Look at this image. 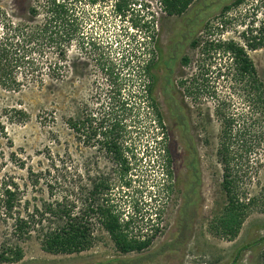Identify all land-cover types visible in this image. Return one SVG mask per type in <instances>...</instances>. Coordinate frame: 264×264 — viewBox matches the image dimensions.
<instances>
[{"label": "rangeland", "instance_id": "rangeland-1", "mask_svg": "<svg viewBox=\"0 0 264 264\" xmlns=\"http://www.w3.org/2000/svg\"><path fill=\"white\" fill-rule=\"evenodd\" d=\"M115 1L78 3L84 10L86 50L73 42L70 72L64 81L53 85L47 78L45 86L26 85L19 92L0 87V179L11 174L21 184L27 183L28 172L21 164L36 170L45 167L50 152L80 164L98 161L103 167L111 166L105 152L83 144L65 119L109 109L110 81L104 68L113 64L119 74L120 95L130 108L128 142L135 155L132 185L124 188L127 204L122 207L133 227L154 234L153 243L142 252L123 254L106 235L89 250L53 254L32 241L25 245L21 261L6 264H132L141 256L153 259L148 264H264V154L246 194L257 200L246 206L244 222L234 234L222 224L228 197L216 154L219 125L213 102L198 105L183 93L179 81L191 70L181 58L194 55L192 37L176 47L185 20L194 17V34H202L206 25L224 23V36L240 40L251 21L264 17V0L241 4L237 0H195L182 15L166 12L161 0H138L143 7L138 4L128 18L115 14ZM33 3L0 0V33L7 20H32L29 8ZM249 54L264 80V48L249 50ZM45 56H54L53 50L47 49ZM16 75L25 78L24 69ZM149 90L163 114V125ZM173 98L183 107L197 150L198 179L189 165L194 155L172 106Z\"/></svg>", "mask_w": 264, "mask_h": 264}, {"label": "trees", "instance_id": "trees-1", "mask_svg": "<svg viewBox=\"0 0 264 264\" xmlns=\"http://www.w3.org/2000/svg\"><path fill=\"white\" fill-rule=\"evenodd\" d=\"M83 1L97 0H34L29 8L32 20L4 23L0 33V87L19 92L26 85L43 87L47 78L56 85L68 77L73 42L78 41L82 51L86 50L84 10L78 5ZM194 1L161 0V3L166 12L182 15ZM242 2L237 0L236 4ZM138 4V0H116L114 12L128 18ZM195 21L196 17L185 20V31L176 43L177 47L192 37L190 45L194 50L193 56L186 54L181 58L191 71L182 76L179 86L198 105L213 102V115L219 125L216 154L228 197L222 224L236 234L244 222L246 206L255 205L257 200L246 194L264 154V80L249 54V50L264 48V17L251 21L240 40L224 36V23L206 25L202 34H194ZM49 48L54 56H45ZM19 68L24 69L23 79L16 75ZM104 70L110 81L109 109L82 118L69 115L65 121L83 144L96 145L105 152L111 166L103 167L98 161L80 164L69 156L50 152L45 167L36 170L21 164L28 172L27 183L21 184L11 174L3 176L0 264L21 261L25 245L32 241L53 254L89 250L106 235L123 254L142 252L152 245L154 234H144L133 227L132 218L122 207L127 204L124 188L132 185L131 159L135 156L128 142L126 123L130 108L128 100L120 95L116 67L108 63ZM149 91L155 114L163 125V114L153 91ZM171 103L185 127L194 155L189 165L198 179L197 150L183 107L175 98ZM151 152L148 147L147 153ZM151 261L150 257L141 256L132 264Z\"/></svg>", "mask_w": 264, "mask_h": 264}]
</instances>
